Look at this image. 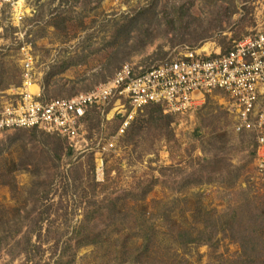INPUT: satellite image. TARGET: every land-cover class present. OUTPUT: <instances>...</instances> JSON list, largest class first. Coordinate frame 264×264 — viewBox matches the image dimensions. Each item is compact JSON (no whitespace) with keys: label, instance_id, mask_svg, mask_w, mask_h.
<instances>
[{"label":"rangeland","instance_id":"1","mask_svg":"<svg viewBox=\"0 0 264 264\" xmlns=\"http://www.w3.org/2000/svg\"><path fill=\"white\" fill-rule=\"evenodd\" d=\"M263 26L264 0H0V107L21 86V46L40 93L63 99L124 64L226 51ZM232 109L215 91L163 109L168 127L145 107L118 135L112 101L89 109L73 141L0 131V264H264V222L249 233L264 177ZM147 231L154 248L138 249Z\"/></svg>","mask_w":264,"mask_h":264},{"label":"built area","instance_id":"2","mask_svg":"<svg viewBox=\"0 0 264 264\" xmlns=\"http://www.w3.org/2000/svg\"><path fill=\"white\" fill-rule=\"evenodd\" d=\"M20 54L21 86L16 98L0 107V131L35 129L73 141L89 109H105L114 101L124 111L120 135L132 115L148 105L162 104L164 111L179 114L218 91L233 108L236 131L254 134L256 167L264 177V26L226 51L188 50L147 69L124 64L92 90L63 99L42 100L40 91H33L30 48L21 46ZM107 146L113 147L112 141Z\"/></svg>","mask_w":264,"mask_h":264},{"label":"trees","instance_id":"3","mask_svg":"<svg viewBox=\"0 0 264 264\" xmlns=\"http://www.w3.org/2000/svg\"><path fill=\"white\" fill-rule=\"evenodd\" d=\"M40 89H41V92H42V86H40ZM41 99L42 100H48L47 98H44V96H43V92L41 93ZM146 107H153V111L154 112H157L158 114H160L159 116H160V118L161 119H165V121H164V126L165 127H168V125H169V119H170V117L171 116H173V115H171V114H166V115H161V111L163 110V107H162V105H158V104H151V105H148V106H146ZM159 118V117H158ZM152 119V118H151ZM29 130H31V129H29ZM261 212H264V211H261ZM252 222H253V226H251L250 227V230H249V233H252V234H254L255 233V235H257L258 234V231H257V229H256V223L257 222H264V213H260V216H257L256 217V219L254 220V218H253V220H252ZM256 222V223H255ZM264 228V223H263V225H262V229ZM261 229V230H262ZM246 231H248V230H245V232ZM153 232V231H152ZM246 236H249V235H245V234H242L241 235V238H246ZM249 237H251V236H249ZM154 238V234H151L150 233V231H147V232H145L144 234H143V237H142V242H141V244H140V246H139V248L138 249H143V250H146V249H149V248H154L153 246H154V244H155V240L153 239ZM246 240V239H245ZM245 240L243 241L242 240V245H241V248L243 247V249H245L246 250V248L248 247V246H246V243H245ZM251 248H252V246H251ZM248 249V248H247ZM176 254V253H175ZM174 254V255H175ZM175 257L177 258V256L175 255ZM178 263V262H177ZM152 264H164V261L162 260V261H159V263L157 262V261H154V263H152Z\"/></svg>","mask_w":264,"mask_h":264},{"label":"crops","instance_id":"4","mask_svg":"<svg viewBox=\"0 0 264 264\" xmlns=\"http://www.w3.org/2000/svg\"><path fill=\"white\" fill-rule=\"evenodd\" d=\"M39 90V88H35L33 89V91L37 92ZM40 91V90H39ZM90 115V111L87 112V114L85 115V118L88 117Z\"/></svg>","mask_w":264,"mask_h":264},{"label":"bare ground","instance_id":"5","mask_svg":"<svg viewBox=\"0 0 264 264\" xmlns=\"http://www.w3.org/2000/svg\"><path fill=\"white\" fill-rule=\"evenodd\" d=\"M36 87L35 86H33V89H35Z\"/></svg>","mask_w":264,"mask_h":264}]
</instances>
